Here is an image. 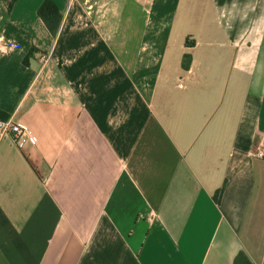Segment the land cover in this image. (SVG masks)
Masks as SVG:
<instances>
[{
	"label": "crops",
	"instance_id": "0c3cea01",
	"mask_svg": "<svg viewBox=\"0 0 264 264\" xmlns=\"http://www.w3.org/2000/svg\"><path fill=\"white\" fill-rule=\"evenodd\" d=\"M43 1L0 0L35 137L0 140V264H264V0Z\"/></svg>",
	"mask_w": 264,
	"mask_h": 264
},
{
	"label": "built area",
	"instance_id": "2783aa9c",
	"mask_svg": "<svg viewBox=\"0 0 264 264\" xmlns=\"http://www.w3.org/2000/svg\"><path fill=\"white\" fill-rule=\"evenodd\" d=\"M8 139L16 147H22L25 142L34 143V135L21 127L12 117L0 118V140ZM253 155L264 158V138L261 137L254 145Z\"/></svg>",
	"mask_w": 264,
	"mask_h": 264
},
{
	"label": "trees",
	"instance_id": "16d2710c",
	"mask_svg": "<svg viewBox=\"0 0 264 264\" xmlns=\"http://www.w3.org/2000/svg\"><path fill=\"white\" fill-rule=\"evenodd\" d=\"M38 15L43 19V21L48 25L51 32H54L56 28V22L53 18L55 15V9L50 0H44L38 9ZM57 20V19H56ZM27 58L25 57L24 62L26 63ZM7 116L0 111V118H6Z\"/></svg>",
	"mask_w": 264,
	"mask_h": 264
},
{
	"label": "rangeland",
	"instance_id": "374dc122",
	"mask_svg": "<svg viewBox=\"0 0 264 264\" xmlns=\"http://www.w3.org/2000/svg\"><path fill=\"white\" fill-rule=\"evenodd\" d=\"M204 22H206V26L205 28L207 27V29L211 30V33L213 34V36H217V31H216V27H215V23L213 21V19L211 17H206V19L204 20ZM203 39L202 41L205 42L206 40H204V38H201ZM217 38L215 37V40Z\"/></svg>",
	"mask_w": 264,
	"mask_h": 264
}]
</instances>
